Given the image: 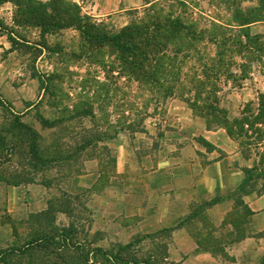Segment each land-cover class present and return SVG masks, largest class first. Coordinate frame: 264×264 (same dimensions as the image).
<instances>
[{"label": "rangeland", "instance_id": "rangeland-1", "mask_svg": "<svg viewBox=\"0 0 264 264\" xmlns=\"http://www.w3.org/2000/svg\"><path fill=\"white\" fill-rule=\"evenodd\" d=\"M79 1L0 2V252L42 234L52 235L73 220L86 249L113 250L136 241L135 249L142 256L153 254L154 264H183L174 252L175 221L155 231L138 230V214L131 215L118 200L105 201L110 182H117L115 153L104 145L105 139L125 127L142 130L151 117L163 124L171 96L163 90L170 84L159 88L158 81L144 80L131 65L132 55L145 52L160 63L145 62L153 77L169 72L201 80L211 73L212 88L186 85L184 90L179 87L176 96L190 102L195 93L210 96L205 102L211 105L216 98L229 121L243 113L252 118L258 114L255 123L244 126L246 136L232 139L241 162L250 158L248 168L254 177L247 183L261 188L264 5L261 0H151L142 9L97 21L84 12L89 0ZM52 13H66L74 21L88 16L93 26L84 33L75 25L61 28V20L49 19ZM240 14L260 20L242 27L232 21ZM116 35L122 37L120 48ZM155 41L161 46L155 48ZM212 60L221 66L211 68ZM39 75L47 79L48 89H40ZM193 114L198 116L195 110ZM42 117L54 126L43 123ZM35 148L42 162L33 153ZM90 164H97L99 182L82 192L70 191V180ZM28 184L34 186L37 199L25 196L18 202L13 188ZM251 191L249 187L237 191V210L227 220L236 214L242 222L250 219L243 215L240 196ZM48 207L52 208L46 216L34 217ZM196 209L188 230L202 242V249L212 246L215 253L230 258L222 243L235 242L241 233L225 236L221 231L215 237L204 206ZM77 254L30 248L7 255L0 264H69Z\"/></svg>", "mask_w": 264, "mask_h": 264}, {"label": "crops", "instance_id": "crops-1", "mask_svg": "<svg viewBox=\"0 0 264 264\" xmlns=\"http://www.w3.org/2000/svg\"><path fill=\"white\" fill-rule=\"evenodd\" d=\"M150 1L89 0L84 12L94 20H108L142 9ZM167 103L163 124L151 117L144 121L142 130L125 127L105 139L104 145L115 153L119 183L110 182L105 201L118 200L131 215L138 214V230L155 231L175 221L174 252L183 264H264V194L242 193L240 199L251 212L250 219L237 225L231 218L227 220L237 210L242 166L251 167L250 158L241 162L236 142L225 129H208L185 99L171 95ZM96 165H87L82 174L73 177L69 190L82 192L96 185L100 179ZM13 189L18 202L25 196L37 199L33 185ZM200 206L215 226V237L221 231L225 236L227 232L233 236L241 233L235 242L222 243L229 260L221 253L202 249L189 232L187 225L195 221L194 213Z\"/></svg>", "mask_w": 264, "mask_h": 264}, {"label": "trees", "instance_id": "trees-1", "mask_svg": "<svg viewBox=\"0 0 264 264\" xmlns=\"http://www.w3.org/2000/svg\"><path fill=\"white\" fill-rule=\"evenodd\" d=\"M5 1L7 0H0V2H5ZM261 3L264 5V0H261ZM49 17H50L49 19H51V22H54L56 19L61 20L63 22V24L61 25V28L71 27L72 25H75L77 29L80 30L82 33L88 30L91 27V25L93 26V24H90L88 22L89 21L87 20L89 19L88 16H82L80 19L78 18V21L77 20L74 21L72 17H69V15L66 16V13H61V15L52 13V14H49ZM69 20H71L72 22L71 23L67 22ZM230 20H232V18ZM258 20L260 19L258 18L256 19L250 14L249 15L240 14L237 20H232V21L236 22L239 26L246 27ZM228 25L230 26L231 23H229ZM0 27H2V24H0ZM243 35L249 38L248 33L245 32ZM121 38L122 37L118 35H116L115 37V40L116 41L118 40L117 45L119 48H120L119 43L121 42L120 40ZM153 45L155 48H158L161 46L160 43L157 41H155ZM162 53L163 52H161V54ZM147 54L148 53L144 52L142 53V56H139L138 54L132 55L131 58L134 59L135 61L131 62V65L135 66V69L137 71L139 69V71L142 72L144 80L145 79L148 80L147 78L152 77V80L155 83H157L158 81L159 88L163 87L164 83H167L168 85L170 84L169 87L164 88L165 90H163V93H166L169 95H175L177 92L179 93V87H181L184 90L187 88L186 85H190V88L192 89L195 88L196 86L199 88H201L200 86H202V88H204L205 85H207V87L209 88L213 87L211 80L208 78L211 73L207 74V76L205 75L203 79L201 80H197L195 76L192 77V76H188L187 74H185L183 77H179V76H176L175 74H170L169 72L168 73L159 72L158 73L159 77H153L151 72L147 70V68L150 67V65L145 64V62L149 60H153L155 62V66H159L160 63H158L159 62L158 59L157 60L155 58L152 59V56L150 54L148 55ZM185 57H187V55H185ZM140 59L143 61H141ZM219 64L221 66V62L214 61V60H212L210 63L211 68H215V69H217ZM161 68L163 69V67ZM135 78L138 79L139 75L137 74ZM38 81H39L41 90H45L49 88L48 81L44 76L39 75ZM187 94L188 93H186L185 95L187 96ZM192 99H193L191 100L192 102H190V100L188 99L186 101L189 104L192 111L194 112L195 110L198 116L202 117L205 120L206 126L208 129H215V128L221 127L225 129L227 134L233 139L234 138L238 139L242 135L246 136L247 134L245 133L246 129H244V126L246 125L249 127L250 124L252 125L253 123H255V121L258 118V114L254 118H252L251 116H246L243 113L241 114V116H238L234 118L233 120L229 121L227 118V115L225 113L223 114V112L225 111H223V109L220 108L219 103L216 100V98L214 99V102L212 105L211 103L206 104L205 102V100L210 99V96L201 98V96L196 95L195 93ZM260 99H264V95H262ZM41 121L43 123L48 122L47 119L44 117L41 118ZM48 126L53 127L54 123L48 122ZM100 139H102V137H98V140ZM33 153L36 155V158L39 160V162H42L41 156L38 155L36 148L33 150ZM56 160L57 159H55V161ZM64 166H67V165L64 164ZM252 171H253L252 168H248V167L243 168L244 178L242 182L240 183L238 190L242 191L246 187L247 188L249 187L252 190L251 192L264 194L263 184L261 188L256 189L253 183H247L248 179H251L254 177V174H252ZM255 175H258V173L255 172ZM51 208L48 207L45 211L35 214L34 217H38L41 215L46 216L50 212ZM242 212H243V215L251 214V212L249 211L247 207H245V209ZM236 215L231 219V223H233L234 225H237L238 222L240 221L239 216H236ZM242 217L243 216H241V218ZM77 227H78L77 224L73 220H71L67 225H63L59 229L56 228V231L52 235L46 233V234L37 236L35 238H30L20 247H13V248H9L8 250L1 251L0 261L4 260L7 255L17 254V253L22 254L26 252L27 250H29L30 248L39 249V248L44 247L55 253H58L64 250H66V252H72L74 254L78 253L76 255L77 258L75 256H71V262H69V264H154L155 256L153 254L142 256L139 254L137 249H135L136 241L128 242L127 244H124V245H119L116 248H113V250H103L102 248L98 246H94L90 249H86L84 246V241H79L77 238L78 233H79ZM189 232L193 235V237L195 238L199 246H201L202 242L199 239H197V237L193 234L192 231H189ZM205 250L214 252V249L212 246H209V247L205 246Z\"/></svg>", "mask_w": 264, "mask_h": 264}]
</instances>
